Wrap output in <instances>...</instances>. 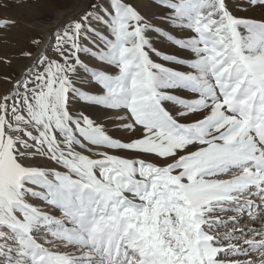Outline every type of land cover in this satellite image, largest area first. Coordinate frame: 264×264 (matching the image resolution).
<instances>
[{"label": "snow or ice", "instance_id": "snow-or-ice-1", "mask_svg": "<svg viewBox=\"0 0 264 264\" xmlns=\"http://www.w3.org/2000/svg\"><path fill=\"white\" fill-rule=\"evenodd\" d=\"M41 43L0 75V264H264V0H89Z\"/></svg>", "mask_w": 264, "mask_h": 264}, {"label": "rangeland", "instance_id": "rangeland-1", "mask_svg": "<svg viewBox=\"0 0 264 264\" xmlns=\"http://www.w3.org/2000/svg\"><path fill=\"white\" fill-rule=\"evenodd\" d=\"M5 2L9 3L10 6L3 7L2 5ZM88 3L89 0H41V6L35 8L31 7L30 4L0 0V17H9L16 20L15 26L0 32V57L11 59L14 66L19 63L29 65L27 64L29 59L22 58L20 54L24 50L34 49L30 45L31 38L35 37L41 41L44 39V33H39L36 26L42 22L49 24L59 20V24L55 26L54 30L62 27L70 20L78 19ZM75 8L79 11H74L62 17L65 12ZM10 72V67L0 64V75Z\"/></svg>", "mask_w": 264, "mask_h": 264}, {"label": "bare ground", "instance_id": "bare-ground-1", "mask_svg": "<svg viewBox=\"0 0 264 264\" xmlns=\"http://www.w3.org/2000/svg\"><path fill=\"white\" fill-rule=\"evenodd\" d=\"M43 8H44V5H43ZM45 10H46V8H45ZM74 11L76 12V11H79V10L77 8H75L74 10H70L68 12H65L64 15H62V17L65 16V15L71 14ZM58 24H59V20L58 21H55L53 23H49V24H45V23L42 22L41 24H39L38 26H36V30H38L39 33H44V39L42 40V43L40 45V48L41 49H43L45 47V45L47 44V41L49 40L50 34L53 32L55 26L58 25ZM36 50L37 49H35L34 51H36ZM31 62L32 61L29 60V62L27 64H31ZM24 66H26V63L25 64L24 63L23 64H20L19 63L18 65H15V66L14 65H11L10 66V70H11V72L13 70H15V71L18 70L19 71V69L22 68V67H24Z\"/></svg>", "mask_w": 264, "mask_h": 264}, {"label": "water", "instance_id": "water-1", "mask_svg": "<svg viewBox=\"0 0 264 264\" xmlns=\"http://www.w3.org/2000/svg\"><path fill=\"white\" fill-rule=\"evenodd\" d=\"M49 40H50V38H49ZM49 40H48V42H49Z\"/></svg>", "mask_w": 264, "mask_h": 264}]
</instances>
